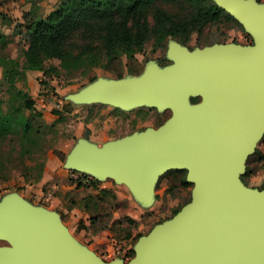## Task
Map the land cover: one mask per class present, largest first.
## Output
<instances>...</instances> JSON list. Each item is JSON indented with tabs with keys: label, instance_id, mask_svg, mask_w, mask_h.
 <instances>
[{
	"label": "water",
	"instance_id": "95a60500",
	"mask_svg": "<svg viewBox=\"0 0 264 264\" xmlns=\"http://www.w3.org/2000/svg\"><path fill=\"white\" fill-rule=\"evenodd\" d=\"M253 37L190 53L172 44L173 65L137 78L100 81L75 103L152 107L172 116L158 130L109 142H80L65 168L113 178L146 201L159 177L187 171L193 200L135 246L128 264H264V190L241 181L264 134V4L212 0ZM201 97V103L192 99ZM0 264L107 263L82 247L54 213L16 194L0 200Z\"/></svg>",
	"mask_w": 264,
	"mask_h": 264
},
{
	"label": "rangeland",
	"instance_id": "374dc122",
	"mask_svg": "<svg viewBox=\"0 0 264 264\" xmlns=\"http://www.w3.org/2000/svg\"><path fill=\"white\" fill-rule=\"evenodd\" d=\"M2 1L7 0H0V3ZM55 1L51 0L50 3ZM253 1L264 4V0ZM197 2L198 0H157L156 7L165 9L176 17L187 18L194 7L198 8ZM2 5L0 13L4 10L8 17H13V5ZM36 5L37 3L33 8L34 15L38 8ZM48 5H45L46 11L49 9ZM6 23L14 24L10 21ZM8 24L0 25V59L5 64L13 61L16 65L13 68L9 66L12 73L8 74L7 79L0 81V124L6 114L10 116L9 124L0 128V192L3 195L26 188L35 191L48 159H57L59 169H63L68 160L63 151H67L69 144L75 140L77 142L76 131L80 126L85 127L86 140H102L105 135L103 132L108 128L109 142H114L134 137L149 129L158 130L172 116L170 110L161 111L146 106L132 109L114 107L115 110L106 113V103L81 104L71 101V96L75 93L100 81L140 77L150 66L166 68L173 65L169 56L172 44L181 45L190 53L220 42L242 46L254 44L253 37L242 25L224 19L210 23L201 30L190 29L186 36L189 41L186 43L171 36L163 39L162 31L153 27L151 21V31L144 47L135 48L128 53L119 51L124 65L120 79L105 69L107 59L104 50L97 34H93L87 39L79 38L70 42L68 53L78 59L74 65L65 67L59 60H46L36 83L29 81L27 71L22 70L27 50L23 31L15 25L11 28ZM96 49L101 51L99 58L95 56ZM129 70L133 72L129 73ZM138 70L141 73L134 72ZM43 74L51 79L48 97L41 84ZM18 91L26 92L34 99L33 110L23 107L22 100L17 96ZM194 99H198L197 103L202 102L201 97ZM59 100L62 104L57 107ZM7 120L9 119L6 118ZM27 123L29 127L25 131L24 125ZM87 125L95 128L93 138V130ZM58 154L64 156L63 161ZM62 173V178L55 182L70 186L66 196L61 190L51 188V184L43 188V194H51L54 198L62 197L64 209H75L77 214L74 224L69 222V215L65 210L61 221L68 222L73 234L94 249V254L107 263L119 259L123 260V264H128L135 257V246L142 238L174 219L193 200L194 185L183 184L187 171L171 170L159 177L152 197L146 201L139 199L125 183L113 178H97L66 169ZM78 175L85 177L82 184L77 180ZM263 179L264 134L246 162L241 181L249 189L261 190ZM34 196L30 198L42 202L43 198L40 200L35 194ZM6 246H9L7 242L0 241V247Z\"/></svg>",
	"mask_w": 264,
	"mask_h": 264
},
{
	"label": "trees",
	"instance_id": "16d2710c",
	"mask_svg": "<svg viewBox=\"0 0 264 264\" xmlns=\"http://www.w3.org/2000/svg\"><path fill=\"white\" fill-rule=\"evenodd\" d=\"M13 0L2 1L8 4ZM157 0H60L57 6L46 16H40L37 12L26 13L22 23H18L16 28L23 31L27 50L24 53L25 61L22 70L42 71L46 60H59L64 66L74 65L78 59L68 53L70 42L74 39H87L93 34H97V39L102 45L104 56L107 59L105 69L114 73L119 79L124 72V65L119 57V51L126 53L135 48L141 49L147 42V35L151 31V21L153 27L159 28L166 37H175L180 42H188L187 34L190 29L201 30L210 23L224 19L229 22L239 24L231 15L219 8L211 0H198L197 7L191 10L186 18L176 17L167 10L156 7ZM5 20H9L4 15ZM219 44H223L220 42ZM95 56L100 57L101 51L96 49ZM1 58V57H0ZM8 65V66H7ZM16 64L13 61L0 59V67L3 68V79H7L8 74ZM129 70V73H132ZM137 74L141 70L134 71ZM46 74V73H45ZM46 89L49 88L48 83ZM17 96L23 102V107L33 110L35 102L32 97L23 91H18ZM198 99H192V103H197ZM1 120L0 128L8 125L10 116L6 114ZM6 118L9 119L6 121ZM4 122V123H3ZM25 131L29 124H25ZM61 161L64 160L62 154H58ZM181 172V171H180ZM85 177H82V179ZM83 183L82 180L79 181ZM184 186H188L187 180L183 181ZM264 190V179L261 184Z\"/></svg>",
	"mask_w": 264,
	"mask_h": 264
},
{
	"label": "crops",
	"instance_id": "0c3cea01",
	"mask_svg": "<svg viewBox=\"0 0 264 264\" xmlns=\"http://www.w3.org/2000/svg\"><path fill=\"white\" fill-rule=\"evenodd\" d=\"M50 1L51 0H47L46 2H45V0H43V1L42 0H13V1L9 2L8 4H5V5L6 6L9 4L13 5L12 8L14 9V11H13L14 16L8 17L7 13L4 10L1 11V13H0V25L8 24V23H6V21L9 22V20H5L4 15L8 19H11V22L14 23L11 25L8 24L11 28L13 27V25L16 26L17 23H22L24 15L26 13L33 11V8L35 7V3H37L36 6L38 7L37 13L40 16H46L57 6V4L59 3L60 0H56L52 4L50 3ZM44 4L45 5L49 4L48 5V7H49L48 11H46L47 8H45L46 6ZM40 73L41 72H39V71L27 72V78H29V81L33 80L37 83L36 78ZM2 80H3V68L0 67V81H2ZM112 110H115V108L113 106H111V105L105 106V112L106 113L111 112ZM107 124L108 123H106V125ZM87 127L89 129L93 130V135H92V138H93L95 136V132H94L95 128L92 127L91 125H87ZM84 131H85L84 126L78 127V130L76 131L77 142L75 140V142L69 144V148L67 151H63L67 155L68 158L72 155V153L75 150V148L77 147V145L82 141H86L90 145L97 146V147H102L105 144L109 143L108 128H106L105 132H103L105 135H104V138L102 140H94V139L86 140L84 138ZM110 142H113V141H110ZM58 164H60V163L57 159L56 160H54V159H48L47 160V163L44 167L42 177L37 182V186L35 187V189H36L35 191H33L31 188H26L25 190H22L20 192H15V191L8 192L7 194H4V196L16 194L19 197L25 199L29 204H31L35 207H42V208L54 213L55 215H57L60 218V220L63 217V214H62L63 210H65V213L67 215H69V222L74 224V218L77 214L74 208L70 209L71 207H69V208L67 207L64 209V207H63L64 203H63L62 197H55L54 198L53 195H51V194H47V195L43 194V188L46 185L51 184L50 185L51 188L56 189V190H61L63 192V195L66 196V193L68 192L70 186H68L67 184L64 186L58 185L55 182L57 179L62 178V175H64L62 172L65 171V169H66L65 165H64L63 169H59ZM66 170H68V169H66ZM34 194L36 195L37 199L41 200V198H43L42 202H36V201L32 200L30 197H35ZM79 214H82V213H79ZM61 222L64 225V227L68 230V232L74 237V239L82 247H85L89 251L95 253L94 249H91L84 241L80 240L79 238H77L73 234L68 222H65L63 220Z\"/></svg>",
	"mask_w": 264,
	"mask_h": 264
},
{
	"label": "built area",
	"instance_id": "2783aa9c",
	"mask_svg": "<svg viewBox=\"0 0 264 264\" xmlns=\"http://www.w3.org/2000/svg\"><path fill=\"white\" fill-rule=\"evenodd\" d=\"M41 81L43 83H48L49 84L50 81H51V79H50L49 76L43 74L42 77H41ZM44 87H46V85H44ZM45 90H46L45 93H46L47 97L50 96V94H49L50 93V90H48L46 88H45ZM61 104H62V101L61 100L57 101V107H60ZM77 178H78L77 180H79V181L80 180H83L81 175H78ZM3 196H4L3 193L0 192V200L2 199Z\"/></svg>",
	"mask_w": 264,
	"mask_h": 264
}]
</instances>
